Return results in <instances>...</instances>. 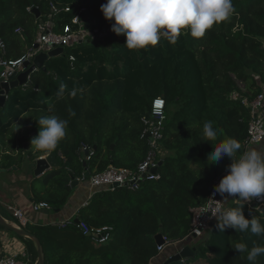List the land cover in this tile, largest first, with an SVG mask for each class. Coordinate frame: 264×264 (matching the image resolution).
<instances>
[{
  "label": "trees",
  "instance_id": "trees-1",
  "mask_svg": "<svg viewBox=\"0 0 264 264\" xmlns=\"http://www.w3.org/2000/svg\"><path fill=\"white\" fill-rule=\"evenodd\" d=\"M105 2L0 0V40L7 46L5 52L0 48V60L23 56L38 42L42 24L57 33L67 24L87 33L64 53L49 58L45 69L33 72L29 85L14 88L0 107V168L20 167L25 159L35 165L48 153L34 148L19 158L6 150L1 153L6 146L4 135L12 137L22 116L38 120L56 115L68 121L66 136L55 149L63 165L40 177L48 187L44 195L35 197L39 203L61 208L71 196L73 179L87 172L93 175L110 165L136 169L150 149L143 119L151 117L155 98L166 101L161 178L146 179L137 191L104 189L80 210L78 218L89 226L114 227L106 243H95L92 235L75 224L63 228L23 225L40 238L45 264H150L159 255L158 234L170 241L190 236L191 208L207 202L211 185L231 163L225 156L219 164H208L212 143L232 137L241 143L237 156L244 153L252 115L243 98L253 99L264 85V0H232L234 11L229 18L214 24L203 37L194 38L184 29L175 43L163 34L156 46L136 50L128 49L126 37L111 30L114 21L100 11ZM78 14L80 24L73 22ZM105 27L110 32L98 38L97 31ZM61 84L66 89L58 98ZM206 120L218 132L215 142L202 141ZM38 131L35 121L23 139ZM83 144L95 151L90 160L81 158ZM260 204L262 211L249 203L243 211L264 223V203ZM238 205L239 201L232 208ZM215 225L192 246L194 256L172 264H251L246 254L242 257L232 247L236 242L249 248L254 243L264 245V237L234 229L220 232ZM0 229L14 233L1 224ZM15 235L31 244L35 263L38 252L33 241ZM255 264H264V256Z\"/></svg>",
  "mask_w": 264,
  "mask_h": 264
},
{
  "label": "clouds",
  "instance_id": "clouds-1",
  "mask_svg": "<svg viewBox=\"0 0 264 264\" xmlns=\"http://www.w3.org/2000/svg\"><path fill=\"white\" fill-rule=\"evenodd\" d=\"M100 11L105 19L114 21L111 30L126 37L125 46L136 50L156 46L162 34H168L172 38L171 42L175 43L184 29L194 38L203 37L214 24L228 19L234 7L232 0H106L100 6ZM65 89L64 84L59 86L58 98L63 97ZM72 95H75L74 91ZM36 121L39 131L38 135L31 138V147L37 152L54 151L66 136L68 121L56 115L42 116ZM202 136V141H217L218 132L211 120L203 123ZM212 144L214 147L206 158L208 164H219L225 156L231 160L227 165V174L214 186L212 198L216 195L222 199L235 198L239 205L228 209L220 205H209L205 210L208 218L216 219L215 227L220 232L234 229L235 232H250L264 237V223L252 215L246 216L243 211L245 204L253 199H256L253 205L259 204L257 200L264 203V150H247L237 156L241 143L232 137ZM189 237L178 241L185 243ZM192 237L198 240L201 238ZM232 249L242 257L246 254L251 264H255L258 257L264 256V245L257 243L249 248L244 242H236Z\"/></svg>",
  "mask_w": 264,
  "mask_h": 264
},
{
  "label": "built area",
  "instance_id": "built-area-1",
  "mask_svg": "<svg viewBox=\"0 0 264 264\" xmlns=\"http://www.w3.org/2000/svg\"><path fill=\"white\" fill-rule=\"evenodd\" d=\"M66 11H70V8L67 7ZM74 23H82V20L79 17V14L73 19ZM46 24H42L41 29L42 33L36 44H39L36 47V44H33L28 51L18 59H1L0 60V81L9 83L10 77L15 72H20L23 70L24 63L26 61H33L35 56L40 51H49L58 47H67L72 46L78 41L83 40L87 33L83 29L75 30L71 25L67 24L62 32H54L52 26L46 27ZM19 33L22 31L17 30ZM110 32V28L105 27L100 31H97L96 36L100 39L104 38ZM0 48L3 52L6 51L7 46L3 40H0ZM74 59V58H72ZM243 103L250 109L252 118L248 126V135L244 141V152L247 150H253L255 146L264 141V85L262 91L259 92L257 96L253 99H248L247 97L243 98ZM167 119L166 114V101L163 97H157L152 102L151 108V117H145L143 119L145 124L144 134L149 135V153L146 159L141 162L136 169L128 167H117L110 165L106 170L102 172L95 173L93 175L86 176L83 174L78 180H87L89 182L91 194L90 198L84 203V206L89 204V200L97 193L104 189L116 190L120 187L128 188L131 191H137L141 184L146 179H160L161 174L159 173V167L161 166L160 155V144L163 139L165 122ZM88 152V155H84L83 158L90 160L94 155L95 151L92 147L85 144L82 145L80 154H85ZM157 169V172L154 173L153 170ZM227 174V169L219 176L210 187V194L207 202L201 206L191 208L192 213V225L190 229V236L202 237L205 232L210 228L213 223H216V219L208 218L206 209L209 205L215 206L220 205L222 208L228 209L224 200L216 195L214 200L212 198V193L214 186L217 185L220 179ZM256 202V199H255ZM250 204V203H249ZM255 207L257 210H261V204H250ZM42 208H50V205L46 202L34 203L33 209L40 210ZM232 208V207H230ZM13 210V214L23 223H27V218L25 217L24 211L19 208L10 207ZM53 225H57L60 228L67 227L68 225H74L75 221L73 219L63 220L58 223L54 222ZM77 227L81 228L85 234H90L93 237V240L96 242H106L113 227L104 226L100 228H94L89 226L86 222L80 221L77 224ZM165 243L159 244L157 249L159 252H162L168 245H172L175 241H170L164 236ZM0 264H35L32 263V258L28 254L24 256L20 255H3L0 256Z\"/></svg>",
  "mask_w": 264,
  "mask_h": 264
},
{
  "label": "crops",
  "instance_id": "crops-1",
  "mask_svg": "<svg viewBox=\"0 0 264 264\" xmlns=\"http://www.w3.org/2000/svg\"><path fill=\"white\" fill-rule=\"evenodd\" d=\"M34 119L35 118H32V116L28 114L22 116L16 122V124L14 125L15 130L14 134H12V137H10L9 134L4 135L5 142H3V144L6 143V148L3 147L1 149V153H5L3 151L6 150L7 153L12 154L18 158L20 155L24 156L28 154L27 151L32 149L30 143L31 138L25 140L23 139V137L26 134V129L34 125V122L36 121ZM34 136H36L35 132L32 134V137ZM26 143H29V148L24 147L22 151L21 145H25ZM257 148H259L260 150H264L258 146H255L254 150ZM50 153L48 152L41 155L40 157H45ZM84 155L86 154H82L81 158L84 157ZM20 165V167L19 165H15L12 168H0V211L2 215L11 223L21 226L25 225L13 214V210L10 209V207L19 208L24 211L25 217L27 218L26 224L29 223L32 225L44 226L50 224L53 225L52 223L54 222L58 223L60 221L68 219H73L75 221L79 216L80 210L83 207L88 206H84V203L90 198L91 194L89 182L87 180H78L79 177H77V179H73L71 196L64 206L58 209H54L50 205V208H42L37 211L34 210L33 204L39 203L37 200H35V197L42 194L44 195L46 192V187H37L35 185L36 179H40V177H42L43 175L39 177L35 176V165L26 160H24ZM75 180L78 183L74 185ZM77 224L78 223L75 222V225ZM113 231H111L110 237ZM195 240L198 241V239H194L192 240L193 242L189 240L188 243L192 244L193 246L196 243L194 242ZM0 241L2 245L0 249V256L9 254L24 256L25 254H28L31 258V244L28 241L16 236L14 233L6 229H0ZM94 242L98 244L100 243L96 241ZM186 244L187 242L183 243L182 241H176L171 246H168L167 249H164V251L161 252L155 259H153L150 264H164L171 256L180 252V250ZM36 263L37 261H35V264Z\"/></svg>",
  "mask_w": 264,
  "mask_h": 264
},
{
  "label": "water",
  "instance_id": "water-1",
  "mask_svg": "<svg viewBox=\"0 0 264 264\" xmlns=\"http://www.w3.org/2000/svg\"><path fill=\"white\" fill-rule=\"evenodd\" d=\"M34 12L37 13V17H40V13L38 9H34ZM163 35V34H162ZM161 35V36H162ZM39 44H36V47H38ZM65 52V47H58L54 48L49 51H40L33 61H26L24 63L23 70L20 72H15L11 77H10V82H2L0 81V107H4L6 104L7 96L11 93V91L16 88V87H22L29 85L31 80V75L33 72H35L38 69H45V64L46 61L56 55L62 54ZM150 134H147L149 137ZM25 148H29V143H26L24 145ZM86 155H88V152H85ZM58 152L56 150L52 151L50 154H48L45 157H40L35 161V170L34 174L35 176L39 177L44 175L48 170L53 169V168H58L63 165V162H61L58 157ZM162 163V162H161ZM154 173L157 172V169L153 170ZM89 172L86 173V176H89ZM78 183L76 180L74 181V185ZM257 202H261L260 200H257ZM76 223H80V219L77 218L75 220ZM0 224L5 226L7 229L13 231L15 234L29 238L33 241L37 252H38V259L36 264H45V251H44V246L40 240V238L26 230L23 226L21 225H15L8 221L1 213L0 211ZM156 242L157 244H164V235L162 233L158 234L156 236ZM196 248L192 246H185L183 247L180 252L177 254L171 256L164 264H172L174 262H178L183 260L184 258H189L195 255Z\"/></svg>",
  "mask_w": 264,
  "mask_h": 264
},
{
  "label": "rangeland",
  "instance_id": "rangeland-1",
  "mask_svg": "<svg viewBox=\"0 0 264 264\" xmlns=\"http://www.w3.org/2000/svg\"><path fill=\"white\" fill-rule=\"evenodd\" d=\"M103 39V38H102ZM29 48V47H28ZM27 48V49H28ZM239 86L241 87V88H244L245 87V85L243 84V83H239ZM258 147H261V149H264V141L262 142V143H260V144H258ZM23 148H24V144H23ZM253 150H254V148H253ZM26 160V159H25ZM26 161H28V160H26ZM14 167V166H13ZM35 185L37 186V187H43V188H45L46 187V190H47V187L48 186H46V184L41 180V179H36V182H35ZM224 200V202H225V204H226V206L227 207H232L233 205H234V203L235 202H237L238 200L237 199H235V198H224L223 199ZM248 203H250V204H253V203H255V199H253L252 201H250V202H248ZM263 209V208H262ZM262 209L261 210H258V211H262ZM197 240H195L194 242H196ZM168 246H171V245H168ZM168 246L166 247V249L168 248ZM189 246H192V245H189Z\"/></svg>",
  "mask_w": 264,
  "mask_h": 264
}]
</instances>
